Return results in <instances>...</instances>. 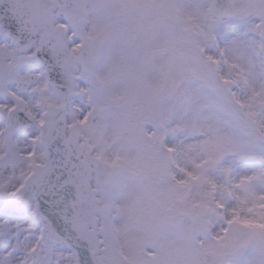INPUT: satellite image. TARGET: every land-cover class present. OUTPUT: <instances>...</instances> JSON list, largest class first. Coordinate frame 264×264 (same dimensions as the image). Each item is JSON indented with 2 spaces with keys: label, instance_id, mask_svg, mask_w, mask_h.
<instances>
[{
  "label": "snow or ice",
  "instance_id": "1",
  "mask_svg": "<svg viewBox=\"0 0 264 264\" xmlns=\"http://www.w3.org/2000/svg\"><path fill=\"white\" fill-rule=\"evenodd\" d=\"M0 264H264V0H0Z\"/></svg>",
  "mask_w": 264,
  "mask_h": 264
}]
</instances>
